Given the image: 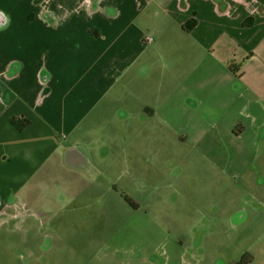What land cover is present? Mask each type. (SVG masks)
Here are the masks:
<instances>
[{
  "label": "crops",
  "instance_id": "crops-1",
  "mask_svg": "<svg viewBox=\"0 0 264 264\" xmlns=\"http://www.w3.org/2000/svg\"><path fill=\"white\" fill-rule=\"evenodd\" d=\"M116 114L193 144L191 159L219 181L247 177L264 158V0H0V264H50L65 226L91 222L64 211L80 177L139 210L129 188L147 184L127 161L144 159L152 138L129 152L107 131ZM225 142L232 153L220 152ZM45 215L47 230L36 229Z\"/></svg>",
  "mask_w": 264,
  "mask_h": 264
},
{
  "label": "rangeland",
  "instance_id": "rangeland-1",
  "mask_svg": "<svg viewBox=\"0 0 264 264\" xmlns=\"http://www.w3.org/2000/svg\"><path fill=\"white\" fill-rule=\"evenodd\" d=\"M145 34L149 38L151 32ZM140 56L144 58L147 53L143 51ZM114 107L116 112L121 106ZM115 117L107 131L113 139L124 138L129 152L137 153V136L152 138L142 145L144 159L137 160L131 153V160L127 161L128 168L138 171L147 184L128 187L140 208L133 210L120 194L91 193V177H80L75 192L66 193L74 203L64 211L89 215L91 222L65 226V231L59 233V243L63 245L50 258V264L56 256L60 264H233L244 253L252 256L249 264H264V158L253 159L247 177L240 178L238 174L235 179L228 174L219 181L212 176L215 167L191 159L190 153L196 150L193 144L178 146L173 141L175 136L164 134L163 139V135L157 138L158 129L127 128L132 122L118 121L117 114ZM150 151L155 152L154 160L146 157ZM232 151L226 142L220 146L222 153ZM252 152L251 146L244 151ZM215 163L227 172L240 173L242 169L235 161ZM154 172L158 176L151 178L150 173ZM199 176L205 182H199ZM99 195L105 196L106 206L91 208V197ZM237 217L239 220L235 221ZM43 221L36 229L47 230L48 215ZM19 244L15 251L24 254L23 245ZM76 251L81 256L72 262L70 257ZM16 261L22 264L23 259Z\"/></svg>",
  "mask_w": 264,
  "mask_h": 264
},
{
  "label": "trees",
  "instance_id": "trees-1",
  "mask_svg": "<svg viewBox=\"0 0 264 264\" xmlns=\"http://www.w3.org/2000/svg\"><path fill=\"white\" fill-rule=\"evenodd\" d=\"M229 67L231 68V70L233 69V68H232V64H230ZM233 70H235V69H233ZM11 122H12L13 124H16V122H14V120H11ZM26 123H27V121H25V122H24L23 124H21V125L16 124V126H17L18 129H22V127L25 126ZM124 197H125V199H126L128 202H131V200H130V198H129L128 196L124 195ZM251 261H252V256H250V254H248V253H244V254L240 257V259H239L238 261H236L235 263H233V264H249Z\"/></svg>",
  "mask_w": 264,
  "mask_h": 264
}]
</instances>
